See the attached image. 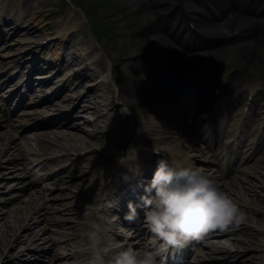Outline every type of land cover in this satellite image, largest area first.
Here are the masks:
<instances>
[{"label":"rangeland","instance_id":"374dc122","mask_svg":"<svg viewBox=\"0 0 264 264\" xmlns=\"http://www.w3.org/2000/svg\"><path fill=\"white\" fill-rule=\"evenodd\" d=\"M134 2V0H30V12L26 15L25 10L21 12V8L25 5L26 0H15L13 5L14 10L11 8H5L3 6V0H0V24L3 19L8 23L7 28L4 26V28L2 27V30H0V55L3 56V58L0 57V62L4 75L9 73L14 77V79L15 77L16 79H19L25 72L22 71L20 67H17L16 69L9 68L10 64L15 62L12 61V56H21L23 58V60L20 61L21 63L34 57L37 64H39L37 67H35L36 65L34 64L35 68L39 69L42 67V69H46L45 66H51L46 72L49 74H52V70H55L54 73L56 74L53 76V79L48 81L46 84L51 85L48 89L51 90L52 85H61L62 81L60 78L67 77V75L65 76L66 73L77 71V67L74 64H69L65 65L62 70L58 71L59 68L55 66L56 57L53 55V50L57 49L58 46L52 44L50 48L47 49L42 48L40 44L43 40L52 36L57 29L59 30L60 28H65L68 24L73 27L74 31L71 42H66L64 44L68 45L69 48H72L69 53L73 52L80 57H82V55L85 57L95 56V53H98L100 57V59L98 58V63L100 62L99 64H102L103 66H108V60L110 59L116 64L115 60L117 59L120 63L125 64V66H117V64L114 66L116 69L115 71L118 72L117 76H120V74L127 75L129 73V69L127 67L130 65L128 63H132L129 61H131L136 54H143L144 49L146 48V42L145 40H142L144 37L136 36L135 34L140 28H142L141 26L143 24L146 22H152V19L148 18L151 14H147V18L144 19V15H139L142 19H138V13L134 10L136 6V3ZM79 7L86 9V13H83ZM17 10H20V19L27 17L32 18V26L37 30L35 35L25 36L19 33L13 34V28L19 25L18 20L13 21V17L19 13ZM130 17L132 18L131 20ZM132 20H139L140 22L137 25H135V23L132 25ZM89 21L94 23L93 28L96 33H93L92 22L90 23ZM128 31L130 34L127 37ZM246 31L247 32L243 33H249L248 30ZM99 32L102 34L98 38ZM260 33L257 35V40H261L263 38V35ZM93 34L96 35V38H94ZM114 36H116V38ZM202 45L213 47L214 50H219L222 49L224 43L221 40H213L203 42ZM91 48L94 50L93 55L88 54ZM184 48H189L187 42L183 43V51H185ZM262 48L264 50V46H262ZM109 51H111V53ZM261 54L263 58L261 60V70H263L261 72L263 73L262 81L256 80V76H247L248 82L246 84L248 85L264 81V52ZM111 55H114L116 59H114ZM139 58V60H135L133 63L142 62L146 64L149 61H143L141 60V57ZM220 61L223 64L224 71L217 70L216 73H213V80L210 82V85L215 83L214 79H216L220 73H226L228 75L226 85L223 86L220 95L214 96L216 99L214 102H210L209 109L205 108L206 105H203L202 103L199 105V109L208 115L209 113H215V104L223 105L224 103H227V109L223 112L220 111L219 117L220 114L226 116V123L224 126L228 128V125L229 127H232V122L233 124L237 122L240 109L244 104V97L237 95L238 93L236 88H239L240 84H237L236 88H231L234 77H238L239 80L241 79V76L237 72V67L233 63L239 64V67L245 68L246 70H250L251 68L249 63H247L242 57L236 59L229 58L227 60ZM80 62L82 63V58ZM224 62H231V64L226 65ZM24 65L27 66L26 64ZM103 66H101V70H103ZM68 69L70 70L68 71ZM26 72H28V69ZM138 77L139 76L136 75V81ZM199 77H201V74ZM95 78L96 75H93L92 81ZM202 78L204 79L205 75H203ZM130 79L133 80L132 77ZM69 81L72 82L71 79H69ZM1 82L2 81H0V83ZM246 84L244 83L242 86ZM133 89L134 92L132 94L122 93L119 105L115 106V110H117L115 114L118 119L121 120L120 118H124L127 123V126L124 129V122H119L120 128L124 129V133L121 137L122 139L126 135H128L127 138H129L131 132H134L135 127L137 131L135 130L133 137H138V131L140 135L143 134L141 129L143 132H146L149 126H157V121L166 120L162 118L161 114L163 115V113L160 112V110L164 109L163 107L167 110L171 107L177 116L180 114H186L187 111L191 110L189 107L184 108V110H180L178 108L179 106L167 103L164 99H152L151 96L150 98L145 97L144 94L138 92V86L137 88L136 86H133ZM79 90L80 92L82 91V89ZM67 92L68 90L64 89L58 96L60 97L63 95L60 104L63 102V107L65 108L61 110L64 113H69L72 116L82 114V117H78V121H80L81 118L86 119L92 118L89 116L99 115L96 113L95 106L91 104L89 100L87 103H81L84 105L81 106L80 104V108L88 106L91 113L85 114L77 109H73L75 103L73 105L67 101ZM5 93L6 92L1 93L0 91V100ZM134 93L135 95H133ZM99 94H102L100 90ZM236 96L242 98V102L232 106L231 104L228 105V101H233ZM109 100L110 98L108 97L107 101ZM259 100L262 101L261 103L263 104V108L264 96L263 98L259 97ZM206 101H209V98H207ZM31 102L32 101L30 99L28 103ZM151 104H160L161 108H156L144 116H138L133 113L135 110L140 109L145 105L150 106ZM262 108L261 110H264ZM24 109L25 107L23 106L16 108L15 113L17 117L15 114L11 117L16 118L15 120L4 121L5 119L0 117V176H4V178L0 180V183H3L4 185V187H0L2 188V194H0V229L3 228L6 218L12 222L10 227L15 225V228H18L20 222L14 223L16 217L27 216L26 221L21 224L22 227L17 229V234L21 232V235H25L22 236V241H25V244L14 243V238H10L11 232H6L9 228H5L3 232L0 231V244L5 242L4 239L6 237L8 241L6 245H0V263L5 261V257L10 261L13 257L18 256L22 259V261L29 259L33 262L34 260L40 259V262L37 264H72L74 260L71 257H68V260L60 259H62L63 254H76L79 249L77 246L84 243L88 223L92 225L93 220L97 218L96 215L94 219H92V217L89 219V215L99 204L98 191L100 192L101 188L100 182L103 180V177H105L107 169L104 170V167L107 162V166L109 167L111 157H107L105 155L107 152H102L103 149L100 150L101 146L98 144V148L96 147L94 153L91 152V149H89L85 144L87 140L89 141V139L83 133L78 135V140L73 141L69 136H67V134L63 133V131L54 129V127L41 126L43 128L30 129L28 127L29 124H32V122H43L47 120V116L49 115L43 113L39 114L38 112L32 111L31 114L34 113L35 117H27L21 113ZM61 113L62 112H60V114ZM261 116L264 120V114H261ZM178 117L181 119L182 116ZM25 118L30 120L26 121ZM93 119H96L94 122L95 128L103 130L101 117L96 116L93 117ZM257 120L261 119L254 118L252 126L256 127L258 126L257 124L264 122L259 121L258 123ZM107 121L108 123H115L114 118H112L111 121L110 119ZM137 121L140 126L136 124ZM206 122L213 123V120H201L197 123V129L201 137H206L207 135L205 134ZM78 124H81L82 128L86 132H90L93 127V125L90 126L89 124L83 125L82 122ZM193 126L194 125L191 123L184 127V131L188 132V136L185 134V142L183 139H178L179 144L183 142L184 144L189 145L192 141H196L195 145L198 147L201 146V143L195 139L196 137L194 134H191L190 132V129ZM216 128H218V125H216ZM108 129H112L111 123ZM180 129L183 133V128ZM39 131L42 132L40 134H48L47 137L49 139L43 135L40 136L38 133ZM120 131L122 130L120 129ZM114 134L115 133H112L110 135L111 138L106 141L107 144H110V146L113 147H115L117 139H120ZM142 138V140L140 138H136L134 143H140L141 145L150 147V149L164 148V151L166 150V153L164 154L168 157V153L169 150H171L172 145L168 146L165 143L153 141L148 142L147 138ZM128 141H132V139H129ZM41 145H46L50 147V149L43 151L40 148ZM181 146L185 147V145ZM181 146H177L174 151L176 153L175 156L177 162H186L190 165H193V162H195L196 164L193 166L197 168L199 165L197 157L194 156L196 155V152L188 150L186 147L185 149ZM84 153L85 155L82 156ZM17 154H25V158L21 161L18 171H15L13 174H27L30 182H33V185H31L28 189H22V183L15 181V177L14 180H7V176H9V172H11L10 161ZM78 156H81V158H79L80 160L78 159L77 162H74V159ZM68 158H71L72 161L68 160ZM63 168L64 171L61 170ZM74 175H76V178L73 179L72 177ZM263 181L264 144L260 150L255 153L253 159L239 164L237 170L229 177L221 179L218 183H214L215 186L227 192L237 204L238 208L243 212V218L239 223H232L225 229L232 233L231 235H228L229 239L245 240V238L249 236L252 238L254 242L252 248L249 247L246 250L237 251L236 247L234 248V252H232V254H237L242 257L241 259L246 258V260L242 262L244 264H248L250 262L249 259L252 255H264V233L260 231L261 226L254 224L252 220L245 217L249 214L251 208H255L253 205L252 207L250 205V201H253L254 199V194L250 191L251 186L254 184L263 186ZM257 191L259 192L260 188H258ZM262 195H264V186L261 196ZM259 198L260 201H258V203H260L264 197ZM38 203H40V205L37 208L36 204ZM255 204L256 203H254V205ZM34 207L35 210L28 215L27 212L32 210ZM43 208L45 210H42ZM37 210L42 211L36 213ZM46 217L51 221L56 222V224L44 222L43 218ZM29 219L31 220L29 221ZM26 224H28L31 228L23 232L24 227L27 226ZM3 237L5 238L3 239ZM31 237H33V239L29 240ZM137 239L138 241H143L145 244H148L152 239V234L150 233L144 238L139 237ZM229 239L227 240L228 243L231 242ZM209 240H200V244L194 249L195 251L189 257V260H194L196 258L198 260H203V264H208V258L212 256L210 250H214L218 244L217 241H213L211 243L207 242ZM66 247L67 250L65 249ZM242 263L240 262V264ZM250 264L256 263L252 262ZM260 264H264V262H260Z\"/></svg>","mask_w":264,"mask_h":264},{"label":"bare ground","instance_id":"6f19581e","mask_svg":"<svg viewBox=\"0 0 264 264\" xmlns=\"http://www.w3.org/2000/svg\"><path fill=\"white\" fill-rule=\"evenodd\" d=\"M29 1V0H27ZM224 1V0H223ZM229 1V0H226ZM247 0H235V2H240L241 5H244L245 2ZM162 1V0H156V1H147V0H138V5H140V9L141 10H145L139 13V15H143L146 14L148 11L152 12H159L163 6L166 7V10H164L163 12H159L160 16L165 18L163 16L164 13H171L173 11V6L174 4L177 2V0H167V2ZM14 3L15 0H4V7L5 8H11L12 10H14ZM237 6V4H236ZM185 9L188 12V15L190 17V19H193L196 23V29L202 33L203 35L207 36V37H215V38H222V39H229V38H235L237 37L238 32L245 27H251L253 25H255V21L252 20L249 17H246V14L244 12H240L237 10H232V9H227L225 14L221 16L220 20H218V22H210V23H201V22H197V15L198 12H201L200 9H198L195 6H185ZM16 12V11H15ZM175 11H173L172 14H174ZM137 15L138 19L141 20L142 18ZM262 16H264V13L262 14ZM144 19V17H143ZM18 21H20V24L22 26H18L13 28V34H23L25 36H32L35 35V33L37 32L36 28L32 26V18L27 17L24 19H17ZM139 20H134L133 23H135V25L139 24ZM167 20L169 23V25L167 26L164 25L163 30H159L158 27L157 28H150L144 31L143 37H145V40H147L148 42V47H147V52H149L151 55L157 57L159 60L161 61H166L168 62V64L170 66H173V62L175 64H178L177 59L178 58H182V53H181V42L179 40H177V36L182 32L181 30L183 29H176L174 27V25L171 24V21L173 19H171L169 16L167 17ZM2 26H6L5 24L2 23ZM69 31L73 32V27L69 26ZM181 31V32H180ZM185 36L183 39H188L191 37V33L190 31L187 29L185 30ZM72 34V33H71ZM256 41L253 42H249V46L245 47V46H240L238 44H233L231 46H228L224 49H221L219 51L216 50H210L208 51L206 48H201V49H197L194 52H191L188 55L187 61L182 65L184 67L189 66V65H193V64H205L206 62H209L213 59H217V58H224V57H243L246 58L251 64V66L253 67H257L260 65V58L254 55V46L256 45ZM60 48V47H59ZM58 48V50H59ZM54 54H56V52H54ZM0 57H3L0 55ZM58 57V62H68L71 60V62H76L78 61V59L74 56H72L71 58H68V54H57ZM12 60H15V62H19L22 61L19 57L17 56H12L11 57ZM186 58V56L184 57ZM181 66V67H182ZM92 67V66H91ZM183 68H179L177 65L174 67L175 69H179L181 70V72L185 71V69ZM107 72H109L107 70ZM112 72H114V74H117L116 71H114L112 69ZM4 73V71L2 70V65L0 63V75ZM67 74L70 73H66L65 76ZM71 76V75H70ZM131 76H133V73L131 72ZM40 77V81H39V88L41 89H46L47 87L44 86L45 82H47L48 80H50L52 77L47 78V76L45 75H41ZM77 77L79 79H90L91 75L88 74L86 71L84 72V70L79 71V73L77 74ZM113 77V76H112ZM154 78H157L156 75H154ZM140 83L141 86L144 87V85L146 83L149 82L148 78H145L144 76H140ZM225 76H222L221 78V82L224 81ZM114 82H115V86L117 88V90L119 92H121L122 90L124 92L130 93V90L128 88L127 85H123V83L126 81L124 76L121 75L120 77H115V79L113 78ZM31 81H29V85L31 87ZM10 83V80H7L5 82H3L0 85V90L4 89V87H6V85ZM99 85H95V83L93 84H89L87 87L88 89L86 90V94L82 95V97H80V95H78V93H76L80 88L83 87V83L79 82L77 83L75 86H69V84L64 83L60 88H57L53 93L52 96L55 94V96H58L59 92H61V90L65 87V88H69L71 90H73V96H70L69 98L71 103L75 102L77 103L78 106H80V103H87L89 96L88 95H92L93 91L96 89V87H98ZM5 91V90H4ZM159 91V90H158ZM161 92H163L164 94H166L165 89H160ZM83 92V91H82ZM31 92H27V94H30ZM197 93H201V91L197 90ZM15 95V93H12ZM167 95V94H166ZM110 95L107 96V99ZM114 96H115V92L111 93V99L112 101H107L105 102L106 99L100 98L99 100L94 98V102L95 104H98L99 106H101V109L103 111H105V116L106 118H108V112H113L114 111ZM60 99H57L56 101H59ZM53 102L50 100H47L46 104ZM84 105V104H83ZM60 107H62V105H59ZM46 105L43 107L45 108ZM160 109L161 107L158 105H151V106H144L143 108L139 109L138 111L134 112L135 114H137L138 116H144L145 114L149 113L150 111L154 110V109ZM83 113L87 114V111L89 110L88 106H84L82 109H80ZM194 111V110H193ZM43 112V110L41 111ZM161 113H163V115L161 114L162 118L166 119V120H161V121H157L155 127L153 126H149L147 131L143 133L144 137L147 138V140L153 141V142H159V143H165L166 145L170 146L172 145V148L170 150V154H174V151L176 149L177 146H181V145H185V147L187 149H192L193 146L192 145H186L183 142L181 144H179V140L178 139H184L183 136H179V134L181 133V129L182 128V121L181 119H178L177 116L170 110V109H162L160 110ZM45 113V112H43ZM192 114V118L198 119L200 116L199 111L195 110V112H192V110H190L189 113L183 115L184 119H187V117H189ZM54 115L53 117L48 118L47 121H43L44 123L42 124V126H46V125H53L56 129H67V131L69 133H71L69 135V137L75 141L78 140V133H83L84 135L87 136V138L89 139V141H86V146L91 149V152L94 153V150L96 149V147L98 145H100L102 152H110L112 153V151H117L120 149H123L124 147V143L122 140V135L124 133V129L127 126L126 123V119L124 120V118H120L121 120L118 119L119 122H124V129L122 131H120V128L118 126V124L114 123V127L112 128L113 131H104V132H100L98 130H93L91 132H85L82 128L81 125H77L76 122H74L76 120V118L78 117H82V114L78 115V116H72L71 114L68 115H60V114H52ZM251 112H249L247 119L245 120V126L243 127V130L241 131V134L238 138V143L240 144L239 147L243 148V147H248L249 149H254L256 150L257 148H260V146L263 144L264 142V128L260 130V128H256L254 130V133H246L245 137L243 136V138H241L242 135H244L246 127L248 126V124L250 123V119L248 117H250ZM113 116V115H111ZM190 118V119H192ZM26 121H29L30 119L25 118ZM82 122V124H91L92 122L88 119H82L79 121ZM104 122V121H103ZM38 125V123H37ZM137 125L140 126V124H138L137 121ZM136 130V129H135ZM140 130V128H139ZM141 132L142 129H141ZM115 133L114 135L119 137L120 139H117L116 145L115 147L110 146V144H107V140L111 138V134ZM45 136L47 139H49L47 136L48 134H41V136ZM258 135V136H257ZM77 136V138H76ZM255 136H257V138H255ZM247 142V144H246ZM98 144V145H97ZM183 148H185L184 146H181ZM41 149L43 150H49V147L46 145H41L40 146ZM98 148V147H97ZM185 148V149H186ZM106 149V150H104ZM240 150V148L238 149ZM243 150V149H241ZM198 153H204V149H199L197 151ZM243 154L242 151H239V155ZM211 156H209L210 158ZM24 159V154H17L15 157H13L10 161L11 164V168L9 172V176H7V180H14V177L16 178L15 181H18L20 183H22L23 188L22 189H28L31 185H33V182H30L29 176L27 174H23V175H15L13 174L15 171H18L19 169V165L21 164V161ZM78 157L74 162L78 161ZM68 160L72 161L71 158H68ZM80 160V159H79ZM157 161V160H156ZM210 162H214L213 160H209ZM1 167V166H0ZM64 170V169H63ZM212 170V169H211ZM213 174L210 175V179H219L221 178V174H220V170L219 167H216L215 171H212ZM218 172V174H217ZM136 174L135 178H138L140 173L135 171L134 172ZM226 175V174H225ZM225 177V176H224ZM4 176H0V180L3 179ZM73 179L76 178V175H74L72 177ZM28 179V180H26ZM264 184V181L263 183ZM11 185V184H8ZM7 185V186H8ZM4 187L3 183H0V187ZM264 186V185H263ZM263 186H258L256 184L251 186L250 191L253 192L254 196H253V201H250V205L252 207V205L255 208H251V210L249 211V214L246 215L245 217L249 220H252L254 224H257L259 226H261V232L264 233V204H263V200L258 203V201H260L259 197H264V195L261 196L262 194V190H263ZM260 188V191L258 192L257 189ZM1 189L0 188V194L1 193ZM142 197V196H141ZM140 197V200H141ZM142 201V200H141ZM7 202V201H5ZM143 202V201H142ZM256 203L254 205V203ZM40 205V203L36 204V207L38 208ZM35 206V205H34ZM42 208V207H41ZM33 210H35V207L32 208V210L28 211L27 214L30 215L31 212H33ZM42 210H45L44 208ZM42 210H37L36 213L41 212ZM76 210V209H75ZM26 217H21L18 216L16 217L14 223L20 222V225L18 226V228H15V225L10 227L12 225V222L9 221L6 217L3 228L0 229L1 232H3V230H5V228H9V230H6V232L10 231V238H14V243H20V244H25V241H22L23 238L22 236L25 235H21L22 233L20 232L19 234H17V229H20L22 227V223L24 221H26ZM4 219V217H3ZM31 219H29L30 221ZM44 222H48L51 224H56V222L51 221L50 219L43 218ZM27 226L24 227L23 232L25 230L30 229L31 227L28 226V224H26ZM58 225V224H57ZM27 228V229H26ZM49 229V228H48ZM142 230V229H141ZM143 231V230H142ZM227 232V233H226ZM145 233L143 232V235ZM231 232H228L225 228L223 230L221 229H215V233L211 234L212 238L213 237H217V247L211 252V254H218V256H213L210 261L211 264L212 263H217V264H240V262L242 263L243 261L246 260V258L241 259L242 257H240L237 254H232L230 252V249H234L237 247V251L240 250H246L249 247L252 248V245L254 244L252 238L246 237L245 240H235V239H229V237H227L228 235H231ZM141 234H138V232L136 231V236H139ZM221 236H225V237H221ZM6 237V236H5ZM3 237V239L5 238ZM10 239V240H11ZM33 239V237H31L29 240ZM230 240L231 242L228 243L227 240ZM5 242L1 243L0 245H3L8 242L7 241V237L4 239ZM9 240V239H8ZM196 242V241H194ZM193 242V243H194ZM143 245V243H141ZM80 245V244H79ZM78 245V246H79ZM77 246V247H78ZM13 248V247H11ZM10 248V249H11ZM143 248V247H141ZM257 249V248H256ZM45 253V252H44ZM48 253V252H46ZM1 256V255H0ZM263 257L264 255H252L251 258L249 259L250 263L255 262L256 264H260V262H264L263 261ZM22 259H20L18 256L13 257L10 261L8 259H6L5 257V261H3L1 264H31L30 261H21ZM40 259H38L37 261H34V264H37L39 262ZM201 264L203 263V260H198ZM186 264H189L191 261L186 259ZM210 264V263H209ZM244 264V263H242Z\"/></svg>","mask_w":264,"mask_h":264},{"label":"clouds","instance_id":"9594fccd","mask_svg":"<svg viewBox=\"0 0 264 264\" xmlns=\"http://www.w3.org/2000/svg\"><path fill=\"white\" fill-rule=\"evenodd\" d=\"M145 192L152 193L141 197L146 209L144 221L152 234L149 243L142 249L120 245L113 249L103 243L93 222V230L87 233L88 264H163L157 257L168 247L180 246L190 238L200 239L210 230H223L243 218V212L227 192L186 162L159 159ZM128 209L125 218L134 221L136 207L129 202Z\"/></svg>","mask_w":264,"mask_h":264}]
</instances>
